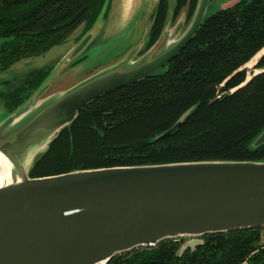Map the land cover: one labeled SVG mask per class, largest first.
Instances as JSON below:
<instances>
[{"label":"water","instance_id":"water-1","mask_svg":"<svg viewBox=\"0 0 264 264\" xmlns=\"http://www.w3.org/2000/svg\"><path fill=\"white\" fill-rule=\"evenodd\" d=\"M191 1L175 16L178 0H167L166 21L152 47L147 44L161 0L148 16L143 37L115 66L59 92L51 91L49 75L23 105L4 115L0 155L9 176L4 183L0 161V264H109L166 240L264 229V161L177 162L31 177L88 106L159 75L189 46L212 0H197L193 10ZM185 10V20L178 23ZM173 23L178 24L170 31ZM93 29L70 52L69 63L92 42ZM263 51L251 60L255 65ZM195 109L154 141L176 134ZM263 146L264 130L251 148Z\"/></svg>","mask_w":264,"mask_h":264},{"label":"trees","instance_id":"trees-1","mask_svg":"<svg viewBox=\"0 0 264 264\" xmlns=\"http://www.w3.org/2000/svg\"><path fill=\"white\" fill-rule=\"evenodd\" d=\"M111 1L0 0V70L62 45L83 24H94ZM196 1H191L192 10ZM186 2L178 0L175 16ZM167 13V0H161L147 48L159 39ZM263 49L264 0L243 1L207 17L165 71L88 106L31 177L177 162L264 161V146L251 148L264 130V73L239 88L249 72L241 69ZM263 68L264 57L256 65ZM50 73L40 72L28 86L13 91L7 110L23 105ZM193 107L176 134L154 141ZM263 230L207 235L184 249L185 239L166 240L109 264H264Z\"/></svg>","mask_w":264,"mask_h":264},{"label":"rangeland","instance_id":"rangeland-1","mask_svg":"<svg viewBox=\"0 0 264 264\" xmlns=\"http://www.w3.org/2000/svg\"><path fill=\"white\" fill-rule=\"evenodd\" d=\"M243 1L250 0H212L207 16ZM156 4L157 0H131V6H128L126 0H112L110 6L105 8L94 24L89 25L88 22L83 24L62 45L54 47L42 56L23 60L6 71L0 70V121L9 113L7 97L13 91L28 86L40 72L51 71L49 78L51 91L59 92L68 90L119 63L137 39L143 37L148 16ZM185 12L186 10L178 23L185 20ZM178 23L171 24L169 30H175ZM92 29L95 32L92 42L73 63H69L70 52ZM245 69L249 71L247 80L255 77L258 71L261 72L256 69L255 62L247 65ZM260 74L262 73L258 75ZM262 237L264 240V230ZM201 242L200 238H186L182 243V249L187 246L195 247Z\"/></svg>","mask_w":264,"mask_h":264},{"label":"bare ground","instance_id":"bare-ground-1","mask_svg":"<svg viewBox=\"0 0 264 264\" xmlns=\"http://www.w3.org/2000/svg\"><path fill=\"white\" fill-rule=\"evenodd\" d=\"M130 3H131V0H126V5L131 6ZM255 60L256 59H254L253 61H251L248 65L250 66ZM257 73H259V72H257ZM0 161H1L2 167L4 168V172H3V175H2V180L5 183L6 182V179L9 176V172H8V162H7V160L2 155H0Z\"/></svg>","mask_w":264,"mask_h":264},{"label":"flooded vegetation","instance_id":"flooded-vegetation-1","mask_svg":"<svg viewBox=\"0 0 264 264\" xmlns=\"http://www.w3.org/2000/svg\"><path fill=\"white\" fill-rule=\"evenodd\" d=\"M259 72V71H258Z\"/></svg>","mask_w":264,"mask_h":264}]
</instances>
